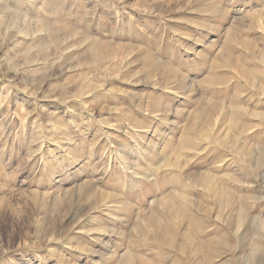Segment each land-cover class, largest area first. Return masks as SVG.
Here are the masks:
<instances>
[{
  "label": "rangeland",
  "instance_id": "374dc122",
  "mask_svg": "<svg viewBox=\"0 0 264 264\" xmlns=\"http://www.w3.org/2000/svg\"><path fill=\"white\" fill-rule=\"evenodd\" d=\"M129 254L264 264V0H0V264Z\"/></svg>",
  "mask_w": 264,
  "mask_h": 264
},
{
  "label": "bare ground",
  "instance_id": "6f19581e",
  "mask_svg": "<svg viewBox=\"0 0 264 264\" xmlns=\"http://www.w3.org/2000/svg\"><path fill=\"white\" fill-rule=\"evenodd\" d=\"M208 81H209V82H208L209 84H213V83H215L217 80L215 81V80H213V79H209ZM257 175H258V174H257ZM204 181L208 182L206 179H204ZM182 200H184L185 203L189 202V201L187 200V198H185V197H183V196H182ZM182 200H181V201H182ZM182 202H183V201H182ZM184 202H183V203H184ZM173 203H174V202H173ZM180 204H181V203H180ZM181 205H185V204H181ZM182 208H183V207H182ZM182 208H181V209H182ZM185 208H186V209H185L184 212H183L184 214H185V211H186V210H187V212H188V209H187L188 206H187V205H185ZM183 209H184V208H183ZM184 214H183V215H184ZM187 215H188V213H187ZM239 215H240V217L242 218V216L245 215V211L241 210V213H240ZM245 216H246V215H245ZM189 217H190V215H188V218H189ZM191 220H192V218H191V219H190V218L188 219L190 226H194V227H193L194 229H195V228H201V231H202L203 226L200 227L199 225H197V223H194V225H192V221H191ZM228 221L231 222L230 220H228ZM228 226H229V225H228ZM197 231H199V230H197ZM211 245H212V244H211ZM205 247H207V246H205ZM213 250H214V249H213ZM210 254H211V253H210ZM135 261H136L135 255L129 254V255H127L126 258L124 259L123 264H135Z\"/></svg>",
  "mask_w": 264,
  "mask_h": 264
}]
</instances>
